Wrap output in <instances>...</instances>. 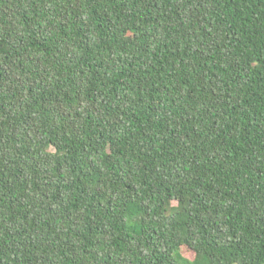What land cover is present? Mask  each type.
Masks as SVG:
<instances>
[{
    "label": "trees",
    "instance_id": "trees-1",
    "mask_svg": "<svg viewBox=\"0 0 264 264\" xmlns=\"http://www.w3.org/2000/svg\"><path fill=\"white\" fill-rule=\"evenodd\" d=\"M0 264H264V0H0Z\"/></svg>",
    "mask_w": 264,
    "mask_h": 264
}]
</instances>
